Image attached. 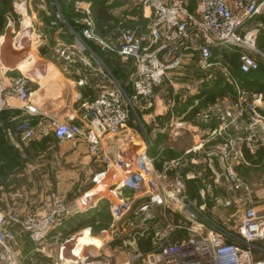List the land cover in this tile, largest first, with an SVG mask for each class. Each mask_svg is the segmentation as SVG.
<instances>
[{"label":"crops","instance_id":"crops-1","mask_svg":"<svg viewBox=\"0 0 264 264\" xmlns=\"http://www.w3.org/2000/svg\"><path fill=\"white\" fill-rule=\"evenodd\" d=\"M68 2L90 10L85 18L91 25L84 23L82 29L96 33L102 40L100 47L95 43L96 53L90 48V53L77 54L71 62L60 57L58 48L68 33L56 27L60 22L53 14L57 2L54 7L51 2L42 0L38 7L46 17L40 16V11L30 12L27 2L26 16L21 13L19 30L8 26L4 36H0V67L7 70L12 80L25 78L30 93L26 108L9 89L8 107L0 115V136L11 141L5 145L0 142V152L16 153V164H19L14 168H19L16 175L6 173L10 166L0 157V176L3 171L4 182L10 184L9 191L2 193L0 200L8 210L19 206L15 211L21 216L35 215L41 221L52 214L51 222L44 221L51 231L62 227L64 222L72 233L81 231L79 236H71L69 242L74 245L70 249L68 242L64 244L61 260L78 264L83 259L82 249L88 245L104 248V236L100 241L92 239L90 233L94 229L111 230L113 220L106 224L104 218H113L111 206L119 202L111 190L126 176L142 169L141 155L147 152L153 159V175L162 170L164 161L180 160L183 193L197 200L204 213L216 223L235 228L248 207L254 208L264 220V61L258 71L244 74L239 67L231 72L221 56L223 66L219 68L226 78L218 79L216 73V77L210 74L214 73L217 63L212 62L204 69L196 60H187L180 69L182 76L186 73L187 82L180 88L179 104H170L173 98L170 88L160 92L154 114L142 112L138 118L143 128L129 123L120 134L106 136L101 154L94 157L83 141L58 142L52 127L55 122L79 123L84 113L83 104L95 99L113 82L102 59L104 31H99L97 26L98 0ZM99 2L104 8V0ZM49 19L52 21L48 23ZM69 20L78 21L73 17ZM251 26L260 32L256 44L264 54V14ZM69 30L72 36H77L71 27ZM67 44L73 47L74 43L71 39ZM190 71L204 74L189 82ZM226 111L232 113V118L225 117ZM25 119L31 121L35 136L17 142L16 126ZM146 139L152 141L150 147ZM227 141L234 145L230 162L246 183L248 192L232 189L225 176V162L219 155V147ZM96 176L100 177L99 183L93 180ZM16 184L20 185L19 189ZM145 189L123 193L141 204L149 199ZM162 211L160 207L154 211L157 223L162 219ZM154 221L148 225L154 226ZM253 259L255 263L264 264V239L254 244ZM11 263H14L13 258Z\"/></svg>","mask_w":264,"mask_h":264},{"label":"built area","instance_id":"built-area-1","mask_svg":"<svg viewBox=\"0 0 264 264\" xmlns=\"http://www.w3.org/2000/svg\"><path fill=\"white\" fill-rule=\"evenodd\" d=\"M146 5L151 18L149 33L143 37L134 32L123 34L118 50L123 59L135 64L132 93L128 94L113 81L111 87L83 104L84 113L79 123L54 124L58 141H83L89 153L98 157L104 138L120 134L129 123L135 113V103L143 100L148 109L152 108L155 89L171 73L179 71L187 60H196L204 69L210 67L215 50L240 51L239 70L244 74L259 70V63L252 55L258 53L257 30L251 24L264 14V0H196L194 9L189 8L187 0H146ZM86 34L93 35L92 31ZM83 44L89 49L85 42ZM65 54L62 52L61 56L70 60L71 55ZM27 83L23 77L12 80L7 70L0 67V115L8 107L9 89L27 108L30 98ZM224 115L232 118L231 112L226 111ZM16 132L24 140L35 136L34 127L27 119L17 124ZM146 144L150 147L152 141L146 139ZM233 150L232 141L219 147V155L225 162V176L232 189L248 192L249 188L230 162ZM141 158L142 169L126 176L111 190L119 202L111 206L114 222L109 231L133 233L130 240L133 250L124 253L122 247H116L112 252L114 257L104 254L105 264H259L253 259V248L257 241L264 239V220L254 208L245 209L237 227H225L206 215L197 200L183 193L178 178L180 160L164 161L162 170L153 175V159L147 152H143ZM174 173L178 176L175 182L170 178ZM99 178L96 176L94 182L99 183ZM141 188H146L149 194V199L141 204L123 193L125 190L139 192ZM159 207L163 213L157 223L154 211ZM53 217L51 214L41 221L30 215L21 221L13 217L10 220L25 225L33 233L34 242L40 244L51 228L44 221L51 222ZM154 219L155 225L150 227L148 223ZM6 223L7 217L0 212V264H11L6 241L10 236L4 233ZM106 232L101 231V234ZM172 238L177 240L169 242ZM146 239L150 243L148 250L139 245ZM65 248L63 245L59 260Z\"/></svg>","mask_w":264,"mask_h":264},{"label":"rangeland","instance_id":"rangeland-1","mask_svg":"<svg viewBox=\"0 0 264 264\" xmlns=\"http://www.w3.org/2000/svg\"><path fill=\"white\" fill-rule=\"evenodd\" d=\"M45 3L51 2L52 6L56 7V2L58 6L56 8H53L54 15L58 17V20L60 22H57L56 27L58 26L61 31H67L68 34L63 36L61 40V46L59 49L60 57L63 59L64 57L61 56L62 52H65V56L70 54V60H66L67 62L73 61L77 54H80L82 52H89L90 53V47L87 45V40L89 42H94L93 45L95 46V43L98 45V47L102 46L101 42L102 40L98 37L95 33V35H91V37H88L86 32L87 29H82L84 27V23L89 25L90 27L91 23L89 22V19L85 18V15H90V10L87 8L77 6L74 4H70L68 1L70 0H44ZM56 1V2H54ZM75 1H88V0H75ZM189 3V8L194 9L196 5V0H187ZM27 2H29V5L31 6L30 12L32 11H40L39 15L45 16L42 12L43 10L39 8L38 6L41 4L42 0H0V6L2 9H4V5H8V10L10 11L4 13V31L0 34V36H4L6 33V27L13 26L15 30H19L21 27L22 22V14L26 16V6ZM72 5V6H70ZM104 7L107 10L111 20L110 21H104V25L99 28V31H104V62L108 65V70L110 74L112 75L113 80L116 81L121 87L125 89L127 93H129L130 89H132V77L135 74V64L132 60L129 59H122L119 58L118 50L120 45L121 36L128 32H134L137 36L143 37L146 36L149 33L150 25H151V18H150V12L148 10V7L146 5V0H104ZM49 9H45L47 12ZM95 11V10H94ZM96 13V11H95ZM60 14V17H59ZM146 15V16H145ZM46 17V16H45ZM76 18L77 23L74 21H71L75 24L76 28L78 27L79 32H76L77 36H72L70 30V24L66 23L67 20ZM45 20V19H44ZM51 22L52 20H46ZM66 21V22H65ZM68 24V25H67ZM70 26V27H69ZM252 27V26H251ZM101 29V30H100ZM256 29V28H255ZM73 30V29H72ZM257 30V29H256ZM5 32V33H4ZM74 33V34H75ZM259 33L257 31V35L259 36ZM75 37V39H74ZM72 39L73 47L67 46L68 42ZM86 43V45L89 47V49L86 48V46L83 44V42ZM97 48V46H96ZM258 50V53H252V55L256 58L257 62L259 63V66L264 61V54L260 52V47H256ZM235 56L237 58V64L240 63V51H228V52H221L219 50H215L213 54L212 62L217 63V66L214 68V73H210L211 75H214L216 77V74L219 76L218 79H225L226 75L221 70V65L223 66V62L220 61L221 56ZM93 59L95 61H98L95 56H93ZM197 63V61H196ZM220 63V64H219ZM218 67V68H217ZM260 68V67H259ZM181 70L177 72H173L169 75V78L164 81V83L155 89V100L154 105L152 108L148 109L146 106V103L143 100L138 101L134 105L135 113L131 116L129 123L134 125L135 127L143 128L144 125H141V118L138 120L139 116L141 117L142 112H152L154 114L156 109V102H157V95L160 94V92H167V89L170 88L173 95V97L170 101V104H179V96H180V88L181 86L185 85L187 82L186 77H184V74L182 76ZM216 73V74H215ZM174 74V75H172ZM204 73L196 72V71H190L189 73V82H194L198 78L202 77ZM169 86V87H168ZM31 123V121H30ZM56 123V122H55ZM55 123L52 124L53 129H55ZM64 123V122H59ZM128 123V124H129ZM32 124V123H31ZM127 124V125H128ZM19 135V134H18ZM16 137V136H15ZM34 138V137H33ZM16 141L18 140L24 141V139L19 135L16 138ZM14 139V140H15ZM15 141V142H16ZM58 141V140H57ZM0 142L1 144L5 145L8 143H11L9 138H4L0 136ZM61 142V141H58ZM1 158L4 159V161H8V164L10 166V169H6V173H11L16 175L19 172L18 169H14L19 164H16L17 161V154L14 152H0ZM4 156V157H3ZM2 159V160H3ZM4 175V172L1 171ZM2 175L0 176V198L1 194L4 192H8V188L10 187V184H7L4 182V178H2ZM179 175V174H178ZM176 177H178L175 173L174 175H171V180L176 181ZM180 178V176L178 177ZM15 186V185H14ZM16 189L20 188L19 184H16ZM16 189H13L12 191L15 192ZM12 208V207H11ZM15 208V209H14ZM11 210H8V207L5 206L4 201L0 200V212L4 214L7 217V223L4 227V233L8 234L10 237H7L6 241L8 242V246L10 249V256L14 259L13 264H64L61 260H59V255L61 253L62 246L66 244L68 240L71 239V236H74L76 234L77 236L80 235L81 231L79 233H72L69 231V225L65 224L62 225V227H57L56 230L51 231L49 230L47 233H45L44 240L41 241L40 244H36L33 240V233L31 231H28L25 227V225L17 222H13L10 220L11 217L19 219L21 221L25 218V216H21L20 213H17V209H19V206H15ZM17 208V209H16ZM11 211V212H10ZM19 211V210H18ZM9 212V213H8ZM108 216H105L104 222L106 224L111 223V220L113 218H107ZM114 222V220H113ZM123 224V222H122ZM123 230H126L127 228L125 224H123ZM107 231V230H106ZM120 233H114L107 231L106 234H101V232L96 231L94 229L90 236L92 239H98L100 241H103L104 236V248H97L95 245H86L84 249H82L81 255L83 257L82 261H79L78 264H105L107 260L104 258V254L107 256L114 257V254L112 252L115 251V248L117 246L122 247V251L124 253H129L133 250L130 240L133 237V233L131 232H121ZM109 237V238H108ZM177 238H172L169 242H175ZM148 240H142L140 241L139 245L142 246L144 250L150 249L148 245ZM67 248L70 249L73 243L68 242ZM103 246V245H102ZM104 251V252H103ZM116 258V256H115ZM84 260V261H83Z\"/></svg>","mask_w":264,"mask_h":264},{"label":"trees","instance_id":"trees-1","mask_svg":"<svg viewBox=\"0 0 264 264\" xmlns=\"http://www.w3.org/2000/svg\"><path fill=\"white\" fill-rule=\"evenodd\" d=\"M58 3H59V1H58ZM102 3L101 2H99V0H98V2H97V6H96V14H97V19H98V21H97V26H98V28H101V26L102 25H104V24H102L99 20H102V21H110L111 20V18H110V16H109V14H108V12H107V10L105 9V7L103 8L102 7ZM8 11H10V9L8 10V5L7 4H5L4 5V9H2L1 8V6H0V34L1 33H3V31H4V13L5 12H8ZM67 23L68 24H70V26H71V28L74 30V31H76V32H79L78 30H80V29H78V27L76 28V26H75V24L73 23V22H71V20H67ZM87 45L95 52V51H97L96 50V46H94L93 45V43H91V42H89L88 40H87ZM96 53V52H95ZM100 57H101V55H99ZM119 58H122L120 55H119ZM223 58H224V62L226 63V65H228V67H229V69H230V71L231 72H235V70L237 69V67H239V65L237 64V58L235 57V56H227V55H224L223 56ZM102 59H103V61H104V56L102 57ZM123 59V58H122ZM130 60V59H129ZM107 65V64H106ZM107 67H108V65H107ZM109 68V67H108ZM136 70V69H135ZM131 81H132V79H131ZM123 88V87H122ZM124 89V88H123ZM125 90V89H124ZM132 93V89H130V91H129V93L128 94H131ZM146 240H148V245L150 246V243H149V239H146ZM142 241V240H141ZM150 248V247H149Z\"/></svg>","mask_w":264,"mask_h":264},{"label":"bare ground","instance_id":"bare-ground-1","mask_svg":"<svg viewBox=\"0 0 264 264\" xmlns=\"http://www.w3.org/2000/svg\"><path fill=\"white\" fill-rule=\"evenodd\" d=\"M62 258H64V256H63ZM67 262H68V263H67ZM74 262H75V261H74ZM64 263H65V264H69L70 261H69V260H66V261L64 260ZM11 264H12V263H11Z\"/></svg>","mask_w":264,"mask_h":264}]
</instances>
